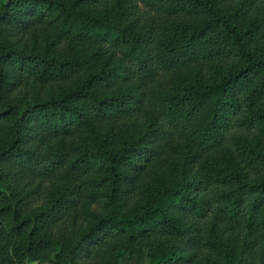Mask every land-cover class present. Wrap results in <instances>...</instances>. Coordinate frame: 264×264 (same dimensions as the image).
Returning a JSON list of instances; mask_svg holds the SVG:
<instances>
[{
    "label": "trees",
    "instance_id": "trees-1",
    "mask_svg": "<svg viewBox=\"0 0 264 264\" xmlns=\"http://www.w3.org/2000/svg\"><path fill=\"white\" fill-rule=\"evenodd\" d=\"M262 41L264 0H0V264H264Z\"/></svg>",
    "mask_w": 264,
    "mask_h": 264
},
{
    "label": "rangeland",
    "instance_id": "rangeland-1",
    "mask_svg": "<svg viewBox=\"0 0 264 264\" xmlns=\"http://www.w3.org/2000/svg\"><path fill=\"white\" fill-rule=\"evenodd\" d=\"M143 10H146V8L142 7ZM154 17L155 19H159V20H164L167 19L166 16L161 15L159 13H154ZM172 19H174L175 17L172 16ZM241 28V27H238ZM31 33V31H26L23 32L22 34L18 33V32H10L9 33V37H11V39L13 41H16L18 44H24V42L31 46L32 44H35L37 46L40 45L41 41L40 40H34L32 37L33 35ZM36 38L38 39L39 36H36ZM25 44V45H26ZM256 49L259 51H263L264 49V41H262L261 43L258 44V46L256 47ZM78 50V48L76 47L75 42L73 41H64L61 42L58 46L57 49H55L56 53H58V55H64V54H72L73 52H76ZM106 127H111V131L112 132H117L120 129V123L118 122L117 119L112 118L109 121H107V123L105 124V126L102 129H105ZM116 137H118V135H116ZM116 145H119V142L115 141ZM172 143L170 144H166V145H160L161 149H162V155H164V159H163V167H167L168 164L172 161V158H176L177 155H179L180 161H182L184 154H182V150H176L175 147L171 146ZM207 157L206 156H202V158L199 160L200 162L202 161H206ZM200 162H198L197 165L200 164ZM191 175V173H190ZM24 177H22L23 179ZM31 184L32 185H36L37 182L35 180H31ZM41 204V202L39 200H33L29 206L30 209H34L37 208L39 205ZM28 208V207H27ZM79 230V229H78ZM77 233H79L77 231ZM185 250L186 251H190V247H188L187 245H185ZM150 258H151V250L145 246H135L134 248H128L125 250L124 255L122 258L119 259L118 264H149L150 263ZM34 263H39L38 261H34ZM39 264H47V263H39Z\"/></svg>",
    "mask_w": 264,
    "mask_h": 264
}]
</instances>
